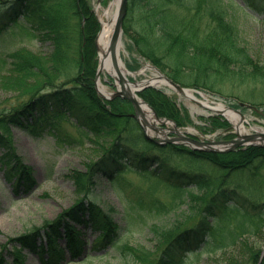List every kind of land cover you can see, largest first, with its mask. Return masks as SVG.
<instances>
[{
  "label": "trees",
  "instance_id": "trees-1",
  "mask_svg": "<svg viewBox=\"0 0 264 264\" xmlns=\"http://www.w3.org/2000/svg\"><path fill=\"white\" fill-rule=\"evenodd\" d=\"M241 2L249 10H264V0ZM139 4L138 29L130 39L138 54L174 82L204 89L229 80L264 84V63L246 53L222 0H128L123 23L127 36L130 14ZM177 11L183 14L176 15ZM98 29L89 0H0V91L4 92L0 162L6 178L24 192L35 185L32 168L22 163L12 146L13 128L33 138L52 135L57 143L79 144L84 137L98 149L97 158L85 163L83 170H70L66 175L75 193L83 197L54 220L10 238L0 251V264H25V252L42 264H60L66 254L70 261L83 257L82 262L91 263L108 254L93 256L92 252L107 246L118 248L123 239L118 221L86 196L98 178L122 183L127 173L145 183L137 187L139 217L186 207L172 228L159 234L154 249L130 251L134 264H183L186 254L198 260L204 252L219 254L214 257L219 258L217 264H264L262 249L248 243L249 236L264 228V201L256 200L260 193L235 198L242 186L234 178L260 181L257 170L264 163V148L214 153L157 145L147 139L128 115V101L103 100L94 89ZM17 35L46 44L47 51L11 48V39ZM234 69L236 75L231 74ZM138 95L159 117L178 126L188 120L161 90L147 87ZM209 123L214 129L227 125L214 117ZM65 124L78 136H71ZM232 213L230 224L226 218ZM87 234L93 236L90 248H85ZM237 246L245 247V253L232 255Z\"/></svg>",
  "mask_w": 264,
  "mask_h": 264
},
{
  "label": "rangeland",
  "instance_id": "rangeland-1",
  "mask_svg": "<svg viewBox=\"0 0 264 264\" xmlns=\"http://www.w3.org/2000/svg\"><path fill=\"white\" fill-rule=\"evenodd\" d=\"M109 1L89 0L93 11L96 6L106 7ZM222 2L227 12L226 15H229L238 27V38L241 45L245 47L246 53L255 62L264 63V12L257 14L249 11L240 5V0H222ZM140 7L141 4L135 7L130 14L127 24L129 36L122 37V48L119 51L123 65L129 70L127 77L133 83L148 79L152 75L151 70H146L142 74L139 73L145 64L150 63L135 54L133 47H131L130 36L134 35L138 29V21L141 16ZM175 14L180 16L183 13L177 11ZM203 29V26L199 28V30ZM10 46L11 48L24 46L44 53L48 48L46 44L43 45L24 35L12 37ZM230 71L233 75L237 73L236 69ZM108 77V75H101V83L107 91L112 92L115 89L114 83L112 81L113 87H111ZM235 82L236 80L218 82L214 86H208L211 88H203L199 92L209 101L223 102L227 106L243 103L258 108L259 112L246 107L241 110L246 120L244 128L250 131L252 128L264 129V84H236ZM158 89L175 102L183 119L185 116L187 117L186 123L181 126L177 125L182 134L220 140L224 139L223 136L228 133H234L232 125L222 115L218 116L228 122L229 131L212 128L209 123L211 116H208L212 113L207 112L196 103L186 102L179 94L165 86H159ZM3 93L0 91V99H2ZM131 112L132 109L128 111V114ZM157 126L161 127V125ZM163 127L167 128L166 125ZM65 130L69 131L71 136H78V133H75L74 129L68 125H65ZM167 135L171 136V134ZM11 140L16 155L21 158L23 163L32 167L35 185L27 192H24L22 188L16 190L15 182L6 178L5 167L0 162V250L10 238L40 227L45 221L54 220L83 197L75 193L74 186L66 175L70 170H83L85 163L95 160L98 156L97 145L84 137L82 138L83 142H79V144L74 142L62 145L55 143L50 135L32 138L13 128ZM98 142L101 143V141ZM2 153L3 150L0 149V156ZM257 172L262 176L258 182H248L246 176H234L237 185L242 186V190L235 198L243 200L250 195L255 196V193H260L257 199L264 200V163ZM242 174L246 175L247 172H242ZM121 181L122 183H115L104 178H98L95 187L86 196L88 200L94 201L105 211H110L118 221L120 225L118 233L123 236L122 242L117 246L118 249L107 247L100 252H92L91 255L93 256H100L104 251H108V254L102 258H95L91 263L82 262L83 257L76 261H70L69 255L66 254L65 259L60 264H134L130 251L133 249H154L159 234L172 228L177 220L183 216V211H186L185 206L170 213L147 214L144 211L143 213L146 214L141 218L138 216L140 208L138 209L136 205L138 198L136 194L137 187H145V183L132 173L125 174L121 177ZM135 210H137L136 213ZM128 215L132 217V219L129 217L131 222L126 220ZM232 215L226 218L228 223L232 221ZM87 235L84 237L85 248H90L93 237L90 234ZM248 238V243L253 248L264 249V228ZM244 250L245 247L240 249L237 246V248L232 249L231 254L242 255ZM216 256L219 254L210 255L208 257L211 258L208 259L206 252H204L199 261H194V257L188 256L190 258L187 263L217 264L215 260L218 261L219 258L214 259ZM220 260L221 262L224 261L223 259ZM27 262L28 264H40L32 258H28Z\"/></svg>",
  "mask_w": 264,
  "mask_h": 264
},
{
  "label": "bare ground",
  "instance_id": "bare-ground-1",
  "mask_svg": "<svg viewBox=\"0 0 264 264\" xmlns=\"http://www.w3.org/2000/svg\"><path fill=\"white\" fill-rule=\"evenodd\" d=\"M120 0H110L108 5L106 7L96 6L94 9V12L96 14V17L100 24V31L97 36V52H98V77H97V88L101 96L103 98L109 97L112 92H109L106 90V88L101 83V75H109L114 80V85L117 89L123 88L127 93L134 96L137 100L140 113L142 115V118L145 122H147L149 125H156L159 123H164L167 128H171L172 124L167 121L162 120H156L148 108V106L143 103L140 99L136 98L135 91L144 84H154L155 86H166L168 87V83L165 80L163 76H161L157 71H155L151 66L144 65L141 70L139 71L140 74L144 73L146 70H151L152 75L150 78L146 80H142L136 83H130L128 82L127 74L128 72L124 69V65L122 63V60L119 56L120 48H122V41L118 42L117 45V62L116 65H114L111 61L110 53H109V40L111 38L115 20H116V12L119 6ZM119 76H123L125 78V81L123 84L119 82ZM181 97L188 103L198 101L200 103L201 108L210 109L213 112H218L220 115H222L225 119H227L234 130L238 133V135L243 136L245 134H248L251 131H257L264 133V129H256L252 128L250 130H246L244 128V122L246 120L241 117L237 112H234L230 109H228L226 106L221 104H216L214 107L210 106V101L204 97L201 96L202 100L197 98L194 93L190 90H184L182 93H180ZM150 134V132H148ZM164 135V134H163ZM255 142H259L264 144V139H256Z\"/></svg>",
  "mask_w": 264,
  "mask_h": 264
},
{
  "label": "water",
  "instance_id": "water-1",
  "mask_svg": "<svg viewBox=\"0 0 264 264\" xmlns=\"http://www.w3.org/2000/svg\"><path fill=\"white\" fill-rule=\"evenodd\" d=\"M126 5H127V0H120L119 6L117 9L115 26H114L113 33H112V36H111V39L109 42V53L111 56V61L113 63H115V61H116L115 50H116V46H117V43H118V41L120 39V35H121V26H122L123 18H124L125 13H126ZM120 80H121V82H123L122 78H120ZM166 80L176 90H178V91L182 90L181 87L174 84L169 79L166 78ZM115 96L123 97V98H125L131 102V104L134 107L133 117L135 120H137L140 123V121H139L140 111H139V107H138V104L135 101V99L129 93H127L124 90L117 91L114 94V97ZM153 113H154L155 117L157 118V115L155 114L154 111H153ZM140 126L143 130H145L146 123H140ZM151 129H153L155 132L158 131V129L153 127V126H151ZM172 132L175 133L176 135H178V137L177 138H165L164 142L171 143V142H176V141H184V142H188L189 144H191L193 149L211 151V152L232 151L238 146H241L243 144H248L247 143L248 140H252V139L257 138V137H263L264 138V134H258V135L253 134V135H248V136L242 137L240 139H233L230 141H209V142H206V141H198V140H195V139H192L189 137L182 136L176 130H172ZM155 142L160 143L157 140Z\"/></svg>",
  "mask_w": 264,
  "mask_h": 264
}]
</instances>
